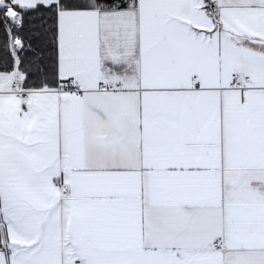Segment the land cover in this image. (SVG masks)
<instances>
[{"label":"snow or ice","instance_id":"obj_1","mask_svg":"<svg viewBox=\"0 0 264 264\" xmlns=\"http://www.w3.org/2000/svg\"><path fill=\"white\" fill-rule=\"evenodd\" d=\"M0 264H264V0H0Z\"/></svg>","mask_w":264,"mask_h":264}]
</instances>
